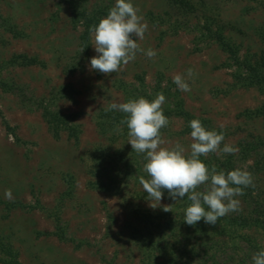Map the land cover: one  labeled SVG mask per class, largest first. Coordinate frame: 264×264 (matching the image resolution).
<instances>
[{
    "label": "rangeland",
    "instance_id": "374dc122",
    "mask_svg": "<svg viewBox=\"0 0 264 264\" xmlns=\"http://www.w3.org/2000/svg\"><path fill=\"white\" fill-rule=\"evenodd\" d=\"M132 3L148 24L137 42L157 55L138 52L120 72L105 75L90 68L93 37L85 48L73 7L95 17L105 12L101 20L115 0H0V264H253L264 250V228L212 229L203 220L190 226L188 200L175 202L165 190L160 204L149 201L139 182L148 178L146 160L128 143L127 127H102L110 103L140 98L128 95L141 80L147 93H163V108L180 100L206 130L223 132L221 147L239 152L201 161L211 168L230 158L252 174L253 199L264 203V90L237 83L234 62L204 30L220 27L240 61L264 73V0ZM177 74L190 92L173 83ZM49 113L66 118L53 124ZM169 120L161 132L171 143L164 147L179 142L190 153L187 124ZM236 199L233 214L251 211Z\"/></svg>",
    "mask_w": 264,
    "mask_h": 264
},
{
    "label": "clouds",
    "instance_id": "9594fccd",
    "mask_svg": "<svg viewBox=\"0 0 264 264\" xmlns=\"http://www.w3.org/2000/svg\"><path fill=\"white\" fill-rule=\"evenodd\" d=\"M139 11L132 0H115L107 16L89 29L97 53L90 60L91 70L105 75L118 73L122 66L136 59L138 52H144L137 41L145 38L148 24ZM144 54L149 59L157 55L153 49H148ZM186 75L191 79L193 70L188 69ZM173 83L180 91H191L183 75H175ZM165 103L163 93H157L152 101L140 97L123 103L112 102L106 111L115 110L125 114L115 131L122 132L126 125L128 143L146 160L143 170L148 178L140 177L139 182L148 200L160 204L165 190L175 202L187 197L190 205L185 209L184 222L195 226L203 220L215 226L219 219L239 211L240 201L236 197L244 195L245 188L254 186L253 176L241 168L227 173L217 171L214 165L209 168L201 161V156L208 157L210 154L235 155L239 148L228 144L221 147L225 140L223 132L206 130L198 119L189 122L192 140L190 153L179 142L174 147H164L166 143H171L162 138L161 132L170 123L164 115L162 106ZM5 198H13L10 189L5 191ZM170 207L165 206L163 210L170 212ZM252 260L253 264H264V250L255 253Z\"/></svg>",
    "mask_w": 264,
    "mask_h": 264
},
{
    "label": "trees",
    "instance_id": "16d2710c",
    "mask_svg": "<svg viewBox=\"0 0 264 264\" xmlns=\"http://www.w3.org/2000/svg\"><path fill=\"white\" fill-rule=\"evenodd\" d=\"M181 3L182 2H178V4ZM73 14H74L73 19L75 20V22H79V21L82 22L81 26L83 27V44L86 48V43L89 39V34H90L89 29L95 25H98L100 21L99 20L100 15L101 14L105 15V12L101 13L100 11L98 13V16L95 17L94 15L95 13L85 14L84 11H78L73 7ZM204 30L208 32L210 37L217 42V44L220 46L222 50L227 52L229 58L234 62L236 71L233 74V78L236 80V82L244 87L255 86L261 90H264V73L261 70V68L256 66L255 64L250 63L246 59L240 61L239 57L237 56L236 50L230 44H228L221 35L222 32H220V27L218 28V30L213 32L210 27L204 26ZM139 82L141 88H139V90L129 92L128 97L133 95L134 96L138 95L139 97H144L149 101H152L156 98L157 93H161L155 90H153L151 93H147V91L143 86V83H141V80ZM163 111H164V115L167 116L169 119L172 117L182 119L184 123L187 124V128L185 129V132L187 133L191 132V128L189 127V122L194 119L200 120L202 125L205 128H207L206 121L191 116L187 111L184 110L180 100L174 101L171 106H168L166 108L164 107ZM48 116L50 120H52L53 124L64 122L63 119L66 118V117H59L57 115L50 113ZM102 118L104 120V123L102 125V127H105L104 130H113L116 128L117 125H119V122L125 118V114L117 111H103ZM123 128H126V125L123 126ZM68 130L70 131L71 135L76 137L77 131L75 128L68 127ZM240 153L242 157L241 159L245 160L246 157L248 156L247 149L243 148ZM214 166L216 167L217 171L223 170L225 171V173L235 170V163L232 162L230 158H227L226 162L222 161L221 163H217ZM101 188L105 189V186H103L102 183H101ZM254 190H256L255 187L250 186L244 189V195L239 196L242 199V201L247 204V206H252L250 212H248L246 215L229 213L225 217L219 219L217 224L213 227L221 226V228H228L229 230H235V229L246 230L252 227L264 228V203L259 204L257 201H255V199H253ZM184 199L188 200L187 197H185ZM187 202L190 203L189 200ZM199 225H200L199 227H202V222L199 223ZM210 226L212 227V225Z\"/></svg>",
    "mask_w": 264,
    "mask_h": 264
}]
</instances>
